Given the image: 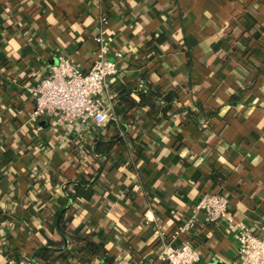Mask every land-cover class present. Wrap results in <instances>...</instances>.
<instances>
[{"label":"crops","instance_id":"0c3cea01","mask_svg":"<svg viewBox=\"0 0 264 264\" xmlns=\"http://www.w3.org/2000/svg\"><path fill=\"white\" fill-rule=\"evenodd\" d=\"M101 30L117 67L102 94L112 117L28 124L21 80H38L60 53L86 70ZM169 90L162 117L146 93ZM79 180L68 198L64 186ZM205 191L225 192L235 220L264 223V0H0V264H36L49 240L66 249L55 264H164L158 254ZM223 228L199 214L188 235L196 264L234 256ZM87 240L99 249L84 250Z\"/></svg>","mask_w":264,"mask_h":264},{"label":"built area","instance_id":"2783aa9c","mask_svg":"<svg viewBox=\"0 0 264 264\" xmlns=\"http://www.w3.org/2000/svg\"><path fill=\"white\" fill-rule=\"evenodd\" d=\"M100 22L106 23L105 18L102 17ZM93 39L97 57L86 70L60 53L57 62L50 65L38 80H21L22 91L33 104L27 115L28 124H34L41 117H49L52 128L56 130L75 125L100 126L112 117L110 107L113 101L106 103L102 98L109 78L117 71L115 61L108 58L111 37L101 30ZM200 213L203 222L223 225L224 232L234 239V256L226 258L221 264H264V223L253 228L235 220L228 195L223 191H205L200 195L190 215L173 231V237L178 242L166 244L157 256L159 260L164 264H196L200 260L199 247L188 236L196 226ZM109 264L137 263L122 257L113 259Z\"/></svg>","mask_w":264,"mask_h":264},{"label":"trees","instance_id":"16d2710c","mask_svg":"<svg viewBox=\"0 0 264 264\" xmlns=\"http://www.w3.org/2000/svg\"><path fill=\"white\" fill-rule=\"evenodd\" d=\"M152 96L154 99L157 98L158 100H162V105L159 108V111H161V116L165 117L168 116V112L172 111V101L175 98V91L169 90L166 93H159V92H154V91H149L146 93V95ZM121 97H123L124 102L128 106L136 104V102L132 98H127L128 94L125 92L121 91L120 92ZM145 93L139 92V96L141 98L140 102H145ZM144 99V100H142ZM154 108V107H152ZM181 109H177V111H180ZM114 138H117L115 135ZM106 142H98L95 144L94 150L96 152H99V145H106ZM83 184L79 180V182L75 181H68L66 185L64 186V192L67 194L68 198H73L72 191L68 189V185H72L74 190L76 191L78 187ZM56 216L59 217V223H58V232L62 234L63 236L66 235V225H65V220L63 219V213H60L59 211L56 212ZM69 217L67 218V220ZM60 241H52L49 240L47 244L42 245L34 251L32 254V258L35 260L36 264H55V261L62 258V255L66 256V249L64 251H55L57 250V247L60 246ZM83 249L90 251V252H95L99 249V246H97L95 243H93L90 240H87L85 244L83 245Z\"/></svg>","mask_w":264,"mask_h":264},{"label":"water","instance_id":"95a60500","mask_svg":"<svg viewBox=\"0 0 264 264\" xmlns=\"http://www.w3.org/2000/svg\"><path fill=\"white\" fill-rule=\"evenodd\" d=\"M34 263H35V261H34Z\"/></svg>","mask_w":264,"mask_h":264}]
</instances>
